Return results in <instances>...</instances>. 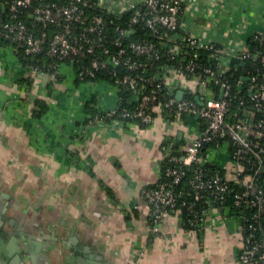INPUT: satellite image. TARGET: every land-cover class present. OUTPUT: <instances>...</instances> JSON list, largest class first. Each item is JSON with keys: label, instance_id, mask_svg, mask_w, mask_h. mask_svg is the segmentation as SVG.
<instances>
[{"label": "crops", "instance_id": "crops-1", "mask_svg": "<svg viewBox=\"0 0 264 264\" xmlns=\"http://www.w3.org/2000/svg\"><path fill=\"white\" fill-rule=\"evenodd\" d=\"M181 4L183 27L230 54L264 34V0ZM59 69L38 71L0 44V264H240L239 216L209 207L199 235L177 210L154 231L141 195L158 178L162 140L184 149L199 133L195 116L167 122L157 110L146 125L95 120L84 105L114 104L113 82L76 81L68 65ZM178 87L194 88L193 77ZM214 150L209 160L229 177L227 153Z\"/></svg>", "mask_w": 264, "mask_h": 264}, {"label": "built area", "instance_id": "built-area-1", "mask_svg": "<svg viewBox=\"0 0 264 264\" xmlns=\"http://www.w3.org/2000/svg\"><path fill=\"white\" fill-rule=\"evenodd\" d=\"M180 13L181 0H122L117 7L112 0H0V43L15 53L20 49L25 55L42 53L60 60L54 64L57 74L60 65H68L79 80H88L97 72L110 76L117 100L90 115L95 120L123 123L131 118L146 125L157 110L166 120L195 116L199 133L184 153L178 156L164 146L161 149L182 165L195 162L189 186L194 199L202 197L208 205L199 210L190 203L187 208L190 224L201 228L209 207L235 214L229 205L220 203L227 198L230 181L239 186L231 194L239 211L249 206L264 209V185L256 179V175L264 179V68L247 76L250 84L244 95L233 93L225 76L231 56L259 57L264 65V53L246 44L230 54L218 41L199 39L184 28ZM263 36L254 33L251 37L262 40ZM203 49L211 50L209 61L202 57ZM184 75L193 77L194 88L178 98ZM241 90L239 85L237 92ZM122 91L127 94V106L122 105ZM233 98L240 106L232 111ZM219 147L229 152V177L202 166L210 161L208 150ZM166 174L168 180L142 191L150 205L154 231L164 213L177 211L186 202L181 199L183 191L173 186L184 176V169L174 165L166 168ZM257 216L255 212L250 218ZM253 228L251 221L241 224L240 264H260L264 258L263 253L256 254L264 237L255 238ZM132 264H138V259Z\"/></svg>", "mask_w": 264, "mask_h": 264}, {"label": "trees", "instance_id": "trees-1", "mask_svg": "<svg viewBox=\"0 0 264 264\" xmlns=\"http://www.w3.org/2000/svg\"><path fill=\"white\" fill-rule=\"evenodd\" d=\"M181 6H182V4H181ZM93 10L98 12L96 9H93ZM23 18L25 20L29 19L27 14H23ZM262 42H264V36H263L262 40L252 39V37H250L247 40V45L251 48H253V47L256 48L261 53H264V44H262ZM0 44H3V43L1 42ZM200 52L202 54V57H204L205 60H207V61L210 60L209 56L211 55V50L203 49V50H200ZM16 54H17L18 58L24 64H28L30 66H33L38 71H48L50 73H54L55 75L57 74V72H55L56 66L54 64L58 63L60 60L50 59V58L44 57V55L42 53H35L33 55H25V54H23V52L20 49L16 50ZM263 68H264V65H262V62L260 61L259 57L255 58V59H253V58L242 59L239 56H231L229 68L225 71V76L228 78L229 82L231 83L232 92L236 93L237 95L246 94V88L250 84L249 80L247 79V76H250L251 73H254L256 71V69H263ZM101 78L110 80V76H106L103 72H97L95 74V76L90 78V79L97 80V79H101ZM76 79H77L76 81L79 80L78 78H76ZM239 85H240V87L242 86V90L240 92H237ZM121 94L123 96L122 105L127 106L128 105L127 97H126L127 94L124 91H122ZM233 99H232V103H231V110L232 111L238 109V107L240 106L235 101V99L234 100ZM35 102L40 105V107L38 108V109H40L39 113H41V111L45 110L46 104H45L43 99L42 100L37 99V100H35ZM84 106L91 113L90 114L91 116H93L95 114L96 110H94L95 109L94 107L90 106L88 103H86ZM129 121H133V120L131 118H128L123 123H128ZM142 125H144V124H142ZM199 125L200 124L198 123V126ZM162 146H164L166 148V151L169 154H175V155L179 156L182 153H184V149L180 148L178 146V143L173 141L171 138H165L164 140H162L161 148H162ZM230 148H231V145H230ZM250 154H254V153L250 152ZM174 165L181 166L185 171V174L181 178V180L178 183H175L173 185L175 187V190L183 191V194L181 195V199L186 201L185 204H182L180 209H179L181 212L180 214H181V218H182V223L187 228L196 229L200 235V231H201L202 227L198 228V226L190 224L189 218L191 216V212L187 208L188 207L187 205L190 203H192L194 208L199 209V210L205 209L208 205L203 200L202 197L195 200L193 197L194 194L192 192V188L189 186L188 180L192 176L193 169L196 166L195 162H192L191 164H188V165H182V163L180 161L170 160L167 156L163 155V150H162V157H161L160 162H159L158 178L154 183L143 187L141 190V195L144 197V195L142 193L143 189L155 188L160 182L168 180L170 177H169V175L166 174V168L174 166ZM202 166L207 167L208 169H212V170H219L221 176H224V172H225L224 168L217 165V164H214L211 161L204 162L202 164ZM248 170L252 171L253 168H249ZM256 179H257V182L259 184L264 185V179L261 175H258V176L256 175ZM228 184H229V190L227 192V198L225 200H223V202H220V203H222L223 205L227 204L230 206L232 211H234L233 213H235V215L240 217L242 226L245 225V223H248V221H251L254 225V228H253L254 237L259 239V240L262 239L264 237V209H260L258 206H249V207L244 208L242 211H239V207H236L235 205H233L232 201H231V194L236 189H238L239 186L236 183L231 182V181L228 182ZM215 203L217 204V201ZM255 212L258 213V216L254 219L253 218L251 219L250 216H252ZM237 213L238 214L243 213V215H244L243 218H241V216L238 215ZM245 217H248L249 220H245ZM243 233H245V231ZM259 253H263V255H264V245L259 248V250L256 254H259ZM260 264H264V258L260 261Z\"/></svg>", "mask_w": 264, "mask_h": 264}, {"label": "rangeland", "instance_id": "rangeland-1", "mask_svg": "<svg viewBox=\"0 0 264 264\" xmlns=\"http://www.w3.org/2000/svg\"><path fill=\"white\" fill-rule=\"evenodd\" d=\"M225 64H227V61L225 62ZM114 85V84H113ZM214 149H216V148H210L208 151H209V155H210V157H211V154L215 151ZM223 150H225V152L227 153V155H228V158H229V152H228V150L226 149V148H222ZM212 160H213V163H216V161L213 159V156H212Z\"/></svg>", "mask_w": 264, "mask_h": 264}, {"label": "water", "instance_id": "water-1", "mask_svg": "<svg viewBox=\"0 0 264 264\" xmlns=\"http://www.w3.org/2000/svg\"><path fill=\"white\" fill-rule=\"evenodd\" d=\"M200 91L201 92H203L204 91V86L200 89ZM176 95H177V97L178 98H180L181 97V95H182V91L181 90H179L177 93H176ZM169 120H167V122H168Z\"/></svg>", "mask_w": 264, "mask_h": 264}]
</instances>
